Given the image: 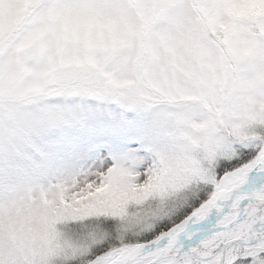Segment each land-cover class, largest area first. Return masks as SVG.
<instances>
[{
    "label": "snow or ice",
    "instance_id": "1",
    "mask_svg": "<svg viewBox=\"0 0 264 264\" xmlns=\"http://www.w3.org/2000/svg\"><path fill=\"white\" fill-rule=\"evenodd\" d=\"M144 35L163 46L148 53L164 69L145 70L151 91L131 80L58 74L52 53L68 41L94 49L110 36L106 54L120 55ZM36 54L48 55L43 71L30 66ZM101 88L131 97L127 107L146 114L100 136L143 162L117 166L101 148L102 167L46 187L0 176V264H51L57 255L55 264H264V111L253 114V94H264V0H0L6 145L29 139L33 109ZM181 101L197 107L163 133L152 109ZM200 122L206 134L191 136ZM84 135L81 151L96 142ZM26 232L47 248L29 244Z\"/></svg>",
    "mask_w": 264,
    "mask_h": 264
},
{
    "label": "rangeland",
    "instance_id": "2",
    "mask_svg": "<svg viewBox=\"0 0 264 264\" xmlns=\"http://www.w3.org/2000/svg\"><path fill=\"white\" fill-rule=\"evenodd\" d=\"M133 102L131 97H116L107 88H101L93 94L58 98L46 109H33L35 118L26 142L6 145L0 134V176L12 173L35 188L46 187L74 176L85 167H102L104 157L98 154L101 148L117 166H138L144 158L136 151L109 147L108 141L100 139L107 127L142 120L145 113L127 107ZM86 132L91 134L87 139L94 137L96 142L81 151ZM93 152L97 155H91Z\"/></svg>",
    "mask_w": 264,
    "mask_h": 264
},
{
    "label": "clouds",
    "instance_id": "3",
    "mask_svg": "<svg viewBox=\"0 0 264 264\" xmlns=\"http://www.w3.org/2000/svg\"><path fill=\"white\" fill-rule=\"evenodd\" d=\"M112 46L113 38L110 36L101 38L100 45L94 49H89L83 41L66 42L59 52L52 53L59 66L58 74L100 81L104 84H110L113 80H131L142 83L147 91H151L146 83L145 70L150 73H159L164 69L148 53L152 49L160 48L162 50L161 39L156 35L137 37L130 45L121 49L120 55L106 54L105 47ZM75 58H79L80 63L69 64V61ZM48 64L47 54H36L30 66L43 71L48 67ZM167 70L170 74L175 71L171 65L167 66ZM175 74L180 75L179 72ZM253 95L255 100L253 114L259 117L261 111H264V94L257 91ZM196 107V105L184 101L178 102L176 105H157L152 109L150 116L159 121L163 133H174L177 131L182 117ZM237 122L244 123L243 121ZM189 134L194 137L203 136L206 134V129L200 122L198 126L189 130ZM169 139L171 138L169 137ZM172 142L180 143L178 139ZM34 195L37 208H42L41 193L37 191ZM64 231V226L57 225L56 232L60 234L61 238L64 236ZM26 240L37 250L47 248L48 242L39 233L26 232ZM58 258V255L52 257L51 264H55V260Z\"/></svg>",
    "mask_w": 264,
    "mask_h": 264
}]
</instances>
